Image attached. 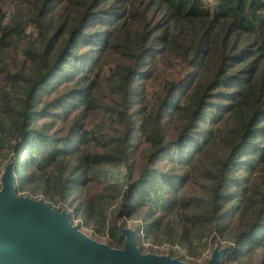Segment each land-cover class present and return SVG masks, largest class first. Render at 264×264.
<instances>
[{
	"label": "trees",
	"instance_id": "16d2710c",
	"mask_svg": "<svg viewBox=\"0 0 264 264\" xmlns=\"http://www.w3.org/2000/svg\"><path fill=\"white\" fill-rule=\"evenodd\" d=\"M7 166L112 248L142 219L264 264V0H0Z\"/></svg>",
	"mask_w": 264,
	"mask_h": 264
},
{
	"label": "water",
	"instance_id": "95a60500",
	"mask_svg": "<svg viewBox=\"0 0 264 264\" xmlns=\"http://www.w3.org/2000/svg\"><path fill=\"white\" fill-rule=\"evenodd\" d=\"M0 190V264H188L179 259L143 254L132 229L121 230L123 249L99 243L71 224L43 201L17 197L11 166L2 175ZM215 250L207 264H219Z\"/></svg>",
	"mask_w": 264,
	"mask_h": 264
},
{
	"label": "built area",
	"instance_id": "2783aa9c",
	"mask_svg": "<svg viewBox=\"0 0 264 264\" xmlns=\"http://www.w3.org/2000/svg\"><path fill=\"white\" fill-rule=\"evenodd\" d=\"M201 1L207 5L213 6L217 0H201ZM2 175L0 176V190L3 187ZM14 193L17 197L20 198L28 197L35 201H43L45 204L50 205L52 209L58 213L66 212L69 215L71 224L73 226L77 227L85 235H87V233H92V229L84 227L82 220L79 217H77L73 209H71L67 205L61 203L56 204V203L47 202L41 196H36V197L28 196L26 193H22V192L16 193L15 191ZM126 220L128 221V219ZM126 224L129 225V229H132L135 232L137 247L143 254L169 256L172 259L177 258L181 262L188 264H207L212 259L211 255L214 248H209V250L200 257H191L188 255L189 253L186 250H184L180 245H174L170 243L157 244L152 242L146 235L145 223L142 219L129 220L128 223ZM102 236L103 239L109 240V235L107 232ZM207 240L208 243H206ZM212 240L216 244L215 250L222 251L223 253L219 264H239L237 262L229 261L228 256L226 254V250L228 249V247L234 246L232 242H227L224 240L222 241L221 237L217 233H214L211 237L205 239V243L209 246ZM220 245H225V247L220 248L219 247Z\"/></svg>",
	"mask_w": 264,
	"mask_h": 264
},
{
	"label": "rangeland",
	"instance_id": "374dc122",
	"mask_svg": "<svg viewBox=\"0 0 264 264\" xmlns=\"http://www.w3.org/2000/svg\"><path fill=\"white\" fill-rule=\"evenodd\" d=\"M28 155V152H25L23 155H21V157L19 158V160H18V163H17V167H16V174H17V176L19 177V179L22 177V175L24 174V160H25V158H26V156ZM72 209L74 208V206H70ZM74 210V209H73ZM126 219V218H125ZM129 220H131V219H128V221ZM125 221V224L126 223H128V221L127 220H124ZM132 223V222H131ZM126 228H129V225H127L126 224ZM126 228H124V229H126ZM87 235L88 236H90L91 237V235H92V233H87ZM99 237L97 238V237H95L94 238V236L92 237V239L93 240H96L97 242H99V243H103V244H107L108 245V243H109V241H108V239H103L102 237V235H101V233L98 235ZM221 240L223 241L224 239H222L221 238ZM206 243H208V240L206 241ZM220 248H223V247H225V245H220L219 246ZM209 248H214L213 249V251H212V255H213V253H214V250H215V248H216V244L214 243V241L212 240L211 242H210V245L208 246H206V248L205 249H203V247H201V246H198L197 247V252L195 253V254H188L189 256H191V257H200V256H202L205 252H207L208 250H209ZM212 255H211V257H212Z\"/></svg>",
	"mask_w": 264,
	"mask_h": 264
}]
</instances>
